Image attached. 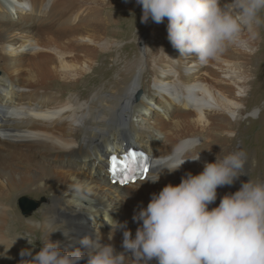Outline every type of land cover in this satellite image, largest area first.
<instances>
[{
    "label": "bare ground",
    "instance_id": "bare-ground-1",
    "mask_svg": "<svg viewBox=\"0 0 264 264\" xmlns=\"http://www.w3.org/2000/svg\"><path fill=\"white\" fill-rule=\"evenodd\" d=\"M123 3L132 14L141 13L136 0ZM114 4L117 0H0V90H10V96L11 87L19 92L16 105L2 107L5 119L0 123V248L20 254L26 234L42 235L43 242L45 234L53 231L51 240L59 242L62 250L73 251L81 248L80 238L94 237L99 230L103 243L123 252L122 231L108 239L109 217L127 221L135 237L142 222L138 224L133 216L147 207L152 194L168 184L178 186L189 172L200 174L222 149L225 154L234 151L227 147L239 137L258 74L253 63L259 31L254 26L245 30L246 44L226 45L208 61L210 71L202 74L203 64L195 56L181 57L172 46L167 17L163 23L151 21L150 28L130 43L106 37L109 24L100 16ZM89 5L98 6V11L90 12ZM12 15L23 19L16 21ZM35 15L51 25L40 39L32 35L33 23L26 20ZM52 30L60 37L50 36ZM55 83L61 84L60 91L52 87ZM175 103L187 114L174 119L170 127L163 126L153 105L164 110ZM118 131H127L130 140L125 142L154 158L179 154L189 147L185 141L202 140L184 157L201 152L200 160H189L174 173L164 170L156 183L113 186L106 158L123 150L125 142L105 145ZM149 134L164 135L161 148L167 149L158 150L152 139L142 138ZM96 139L104 144L81 162L96 174L92 177L74 164L78 155L89 153ZM250 170L247 162L245 174L233 185L219 187L209 209L218 207L224 195L240 190L250 180ZM149 177L154 178L152 173ZM25 196L49 198L47 204L37 206L39 214L29 219L31 224L15 208ZM0 264H7L1 254Z\"/></svg>",
    "mask_w": 264,
    "mask_h": 264
},
{
    "label": "clouds",
    "instance_id": "clouds-1",
    "mask_svg": "<svg viewBox=\"0 0 264 264\" xmlns=\"http://www.w3.org/2000/svg\"><path fill=\"white\" fill-rule=\"evenodd\" d=\"M136 3L142 6V23L149 19L163 23L167 17L172 46L181 57L195 56L201 64L214 59L226 45L243 47L246 41L242 33L254 23L259 24V14L264 11V0ZM185 143L189 147L183 152L155 158L154 178L148 180L156 183L164 170L174 173L189 160L199 161L201 152L194 158L184 157L200 141ZM222 152L214 163H205L200 174L189 172L178 186L168 184L152 194L147 207L133 216L135 222H142L135 237L127 221L121 223L109 217L108 239L111 241L122 231L123 252H117L111 243H103L99 230L94 237L80 238L81 248L62 250L59 242L51 240L52 231L45 234L39 252L33 254L34 246L21 250L20 256L27 258L21 264H81L85 260L86 264H150L153 260L157 264H264V180L250 178L234 194L224 195L218 207L209 209L217 200L219 187L233 185L245 174L247 156L242 148L224 155ZM28 243L33 245L31 240Z\"/></svg>",
    "mask_w": 264,
    "mask_h": 264
},
{
    "label": "rangeland",
    "instance_id": "rangeland-1",
    "mask_svg": "<svg viewBox=\"0 0 264 264\" xmlns=\"http://www.w3.org/2000/svg\"><path fill=\"white\" fill-rule=\"evenodd\" d=\"M123 1H126V0H117V4L111 5V7H109L110 10L105 11V14H102L101 15L102 17L100 16V18L101 20L105 19L107 21V24H109L108 30L106 31L107 32L106 37L113 38L116 40L119 39L120 41H123L125 43H130L133 40H138L139 39L138 37L140 36V34H144V32H146L150 28L149 26L153 24L152 23L153 21L149 19L147 23H142L141 22V18L143 15L142 10H139L141 12L140 14H138L139 12H137L136 14H132V12H130L128 9L125 8V4L123 3ZM13 5L16 7L17 4H13ZM86 7L90 8L89 10L90 12L98 11V9L96 8L98 6L96 5H93V6L89 5ZM9 12L6 13L5 16H7ZM12 19H15L16 21H22L23 18L16 17V16L13 17L12 15ZM26 20L33 23L31 25V28L33 30L32 35L37 39H40L43 37L42 32L46 30H47L46 32H49V29H51L50 24L44 25L43 18L40 16L35 15L32 18H28ZM259 20H260L259 24L254 23L251 26V27L254 26L255 29L259 31V34H258L259 44L257 45L256 51H255L257 52V55H258L257 60L256 62L253 63V69H255L257 71L256 73L258 74H256L255 76V79L252 85V90H251L252 93L250 95L249 102H248V106L250 110H249V113H247V115L244 117V120L240 126V130L238 131L239 137L235 139V141L232 142L227 147V149L229 150L232 147L234 150H236L237 148H242L245 151L246 156H247V162L250 163L251 165L249 176L253 180H257V179L264 180V11H262L259 14ZM63 26L64 25H61L60 28ZM140 27H142V30L140 29ZM50 32L51 34L48 33L50 34V36L53 35L56 38L60 37L58 31L52 30ZM27 58H29V55L26 56L24 59H27ZM111 66L112 64H108L109 68ZM200 70L203 71L201 72L202 74L208 73V71H210L209 63L207 62V64H203L202 66H200ZM0 76H1V73H0ZM59 85L61 84L55 83L52 87L56 89L55 91H58V90L60 91ZM9 89H11L12 96L8 95V92L10 90H7L6 92L0 90V120L1 122L5 119L3 116L2 107L5 106L6 104L9 106H14L16 105L15 103L18 99L19 92L15 91L16 89H14V87H11ZM157 105L158 104L153 105L156 117L158 118V120H160V122H162V124H164L163 126H167V127H170L172 122H174L178 117H184V115L187 114L188 112V111H183L181 113V111L178 110L179 105L176 103L170 105L164 110L160 109ZM141 110H144V109L141 108ZM188 110L190 113L192 109H188ZM136 131L137 133L134 136H138L140 134L139 133L140 129ZM115 135H116V138L111 139L108 145H105L106 147H110V146L114 147L116 145H122L124 144L125 141L130 140V138L127 137L129 135L127 131H123V132L118 131ZM146 136L149 137V139H152L153 143L156 145V148L158 150L167 149L166 147L161 148V142L165 139L164 135L155 134L152 136L149 134V135H145V137H142V138L147 139ZM214 139H217V138L214 137ZM158 142L160 144H158ZM102 143L104 144L103 141H100L97 139L94 140L93 148L89 151L88 154L86 155L80 154L77 156L78 159H76L75 161L76 163L74 164L75 165L74 168L79 167L78 168L79 171L81 172L85 171V173H87L89 176H92V177L96 176L94 172L91 173L90 167L88 165H86L85 168H83L84 165L81 162L86 161L85 160L86 156H89L90 154H92L94 150L99 148L98 146L100 145L102 146ZM201 143H202V140L197 146L200 147ZM223 154H225V152H223ZM24 198L32 202L39 203V205L40 204L42 205L44 203L47 204L49 202V198L45 196H29V197L25 196ZM24 198L21 197L20 200L17 201L15 208L17 207V210L20 212L22 218L26 221V223L31 224L29 219H31V217H33L36 214L38 215L39 213L37 209H34L30 215H24L22 213L21 204H20V201ZM12 210L11 212H13ZM105 214H108V213L105 212ZM38 218L39 216L37 217V219ZM92 225L93 226L96 225V222L93 221ZM27 239L31 240L33 245H30ZM41 243H42V235L26 234L25 238L23 239V245H21V247L22 249H33V246H34L35 248H34L33 254H35L36 252L40 251ZM0 252H1L0 253L1 256L4 257L7 264H21L22 259H27V258H22L20 254L14 252L12 249L9 252V250L7 249L0 248Z\"/></svg>",
    "mask_w": 264,
    "mask_h": 264
},
{
    "label": "snow or ice",
    "instance_id": "snow-or-ice-1",
    "mask_svg": "<svg viewBox=\"0 0 264 264\" xmlns=\"http://www.w3.org/2000/svg\"><path fill=\"white\" fill-rule=\"evenodd\" d=\"M130 159L132 160L133 163H136L137 161V153L133 152L130 154ZM112 164H111V170L113 172V175L117 173V171L120 168L125 169L127 171L128 169V164L127 162L121 164L119 162V157L113 156L111 157ZM139 163H136V168L133 169L131 174L129 176H125L122 179V182L127 184L132 180H135L137 177L144 178L145 174L148 172L149 169V163H148V158L143 154H139Z\"/></svg>",
    "mask_w": 264,
    "mask_h": 264
},
{
    "label": "water",
    "instance_id": "water-1",
    "mask_svg": "<svg viewBox=\"0 0 264 264\" xmlns=\"http://www.w3.org/2000/svg\"><path fill=\"white\" fill-rule=\"evenodd\" d=\"M140 93L138 94V98L140 97ZM22 213L24 215H30L31 212L36 209V207L39 205V203L32 202L28 199H23L20 201Z\"/></svg>",
    "mask_w": 264,
    "mask_h": 264
}]
</instances>
